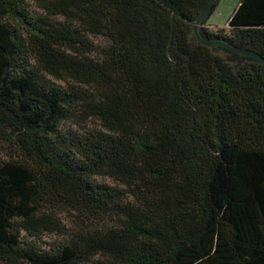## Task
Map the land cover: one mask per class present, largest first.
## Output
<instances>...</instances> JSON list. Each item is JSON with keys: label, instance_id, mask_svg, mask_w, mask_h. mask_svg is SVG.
Here are the masks:
<instances>
[{"label": "trees", "instance_id": "obj_1", "mask_svg": "<svg viewBox=\"0 0 264 264\" xmlns=\"http://www.w3.org/2000/svg\"><path fill=\"white\" fill-rule=\"evenodd\" d=\"M206 1L0 0V264H264V63Z\"/></svg>", "mask_w": 264, "mask_h": 264}, {"label": "water", "instance_id": "obj_2", "mask_svg": "<svg viewBox=\"0 0 264 264\" xmlns=\"http://www.w3.org/2000/svg\"><path fill=\"white\" fill-rule=\"evenodd\" d=\"M215 1L216 0H207L205 6L202 8L198 16L195 18L193 32H194V35L197 41H199L202 44L209 45V46H217V47L223 48L235 55H238L241 57H247V59L249 60H254L257 62L264 63V59L253 51L234 47L232 45L225 43L224 41L220 39H211V38L205 37V35L203 34L200 28V22L206 16L207 12L209 11L210 7Z\"/></svg>", "mask_w": 264, "mask_h": 264}, {"label": "rangeland", "instance_id": "obj_3", "mask_svg": "<svg viewBox=\"0 0 264 264\" xmlns=\"http://www.w3.org/2000/svg\"><path fill=\"white\" fill-rule=\"evenodd\" d=\"M239 1L240 0H218L210 19L215 18L216 21L222 22V24L226 25V23H228L227 18L232 15V12L238 5ZM225 27H227V25ZM211 48L215 53L221 54L227 61L232 63L235 69L239 67L242 60L247 59V57L235 55L217 46H211Z\"/></svg>", "mask_w": 264, "mask_h": 264}, {"label": "crops", "instance_id": "obj_4", "mask_svg": "<svg viewBox=\"0 0 264 264\" xmlns=\"http://www.w3.org/2000/svg\"><path fill=\"white\" fill-rule=\"evenodd\" d=\"M233 11H234V10H233ZM232 13H233V12H232ZM212 14H213V12L210 14V16H209V18H208V20H207V25H208V26H210V27L213 28V29H216V28H222V27H225V26L227 25V23H226V25H225V24H222V22H218V21H216L215 18L210 19V17L212 16ZM230 17H231V15L229 16V18H227V22L229 21Z\"/></svg>", "mask_w": 264, "mask_h": 264}]
</instances>
